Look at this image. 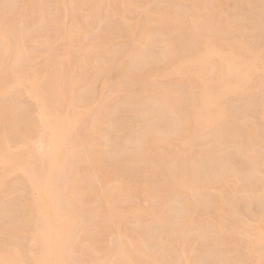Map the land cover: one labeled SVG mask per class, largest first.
<instances>
[{"label":"bare ground","instance_id":"6f19581e","mask_svg":"<svg viewBox=\"0 0 264 264\" xmlns=\"http://www.w3.org/2000/svg\"><path fill=\"white\" fill-rule=\"evenodd\" d=\"M3 1L0 0V3ZM11 1L14 3V0ZM11 1L8 0L9 3ZM23 1L30 6L37 3V0ZM74 1L57 2L58 11L60 10L63 16L55 15L48 20L43 17V6L38 2L37 11L40 12L36 22L38 25L32 26L27 34L21 31V21H14L0 13L2 17L0 19V125L2 127L0 130V175L16 170L22 171L26 183L35 193L31 201L23 202L29 204L25 207L30 215H24L22 219L25 225L32 227L31 248L37 253L35 261L39 260L43 264H78L79 261L74 259L72 253L90 257V252L95 250L96 246L99 247L100 241L106 235H111L113 228L108 222L95 218L97 214L79 222L72 208H65L59 204L71 203L68 198H59L61 187L64 191L68 187L69 178L66 177L65 172L62 171L55 179L44 172L36 161L41 160L53 165L51 161L54 160V164L65 169L70 150V160L74 169L85 173V176L79 178L80 180L74 181L73 186L87 177L91 183L89 181L90 184L83 189L80 188V192L84 195L90 194L92 203L102 201L107 204L112 195H120L124 191L117 184L112 187L102 186L106 178L102 169L105 164L121 162L123 169L132 167L130 170L133 169L134 172L143 163L163 164L172 156L171 145L175 151H178L179 143L182 145L188 143L195 149L189 157L178 161L181 172L175 174L176 170L169 166L167 168L169 178L158 185L163 197L178 201L176 202L178 207L175 206L178 210L168 211L164 217L156 219L157 223L153 228L155 231L152 229L154 232L150 234V244H153V249L167 244L169 247L173 246L172 238L179 234L181 223L188 220L193 226H197V229L205 227L202 233L204 239L201 243V253H203L202 256L213 257L211 264H242L243 261V264H253L255 261V264H264V256L259 255L261 244L264 243L262 212L254 211L256 223L250 229L249 239L242 243L232 235L229 228L241 221L242 215L235 208L224 209L226 214L237 221L227 226L222 225L226 219L218 210L212 211V214L218 213L214 217L220 219L218 226H215L214 218L203 222L199 214L193 211L195 206L204 203L207 194L203 192L204 188L212 191L223 183H231L233 190L237 189L241 192V201L245 203L246 211H252L250 205L253 202L264 203V184L260 183L258 177L260 171L264 172V101L260 104L262 108L260 107L259 121H248L242 116L241 120L245 121L244 128L238 127L237 123L220 125L225 116L236 113L237 109L239 112L240 108L253 110L255 92L264 91V55L260 54L264 50V29L263 32L258 31L260 19L250 16L246 11L241 12V3L245 1L249 5V2L235 0V5L229 8L222 0L212 1V12L210 11L209 18L203 21L190 13L198 8L201 0H188L189 6L184 10L178 9V4L174 2H165L160 7L162 11L159 9L157 14L148 13L147 17V14L145 15L146 21L156 24L158 30L151 35L152 37L149 35L144 37L142 33L136 35L133 23H125V17L120 13L121 7L127 4L126 0H80V7L85 11L81 17L82 20L72 17L69 27L65 26L66 11L69 9L72 12L75 9ZM128 1V4L138 8L148 0ZM4 5L9 13L14 7V4L10 6L5 3ZM25 6L23 11H20L21 14H26ZM221 6L227 11H224ZM104 18L110 20L107 34L102 33L101 36L96 37L97 41L94 39L95 41L91 43L94 42L93 44L99 48L102 45V37L129 31L130 38L125 46L131 56L129 63H124L125 69L131 67L138 69V72L130 74L147 83H141L136 91L126 97L129 105L125 103L126 101H122L124 104L122 107L125 105L128 107L127 112L129 106L133 108L132 119L123 116L121 118L124 119L120 121L115 117L116 111L109 112L120 104L119 108L122 105L120 102L118 104L116 101L109 108L103 103L106 102L104 101L106 98L103 102L101 101V104L108 108L109 114L114 115L110 122L111 128L115 129L119 125L123 127H120L121 142L109 153L102 155L88 148L82 151L75 149L81 146L83 136V133L77 129L80 119L91 111V107L77 104L73 89L70 91L66 105H63V101L60 100L63 91L60 92L59 87L65 85L67 89H70L73 84H69L68 79L65 78L62 66L55 69L54 62L49 63V61H60L61 64L69 66L84 60L87 52L77 50L73 53L70 44L67 43H62V49L59 51L52 44L61 42L65 36H69L82 45L89 31L98 28ZM243 19H246L245 23ZM209 23H211L210 26ZM170 29L180 31L178 37L169 38ZM46 31L48 40L52 39L51 45L45 61L37 62L43 53L36 51L32 56L33 47L30 45L34 43L37 35H44ZM255 31L258 32L255 33ZM155 34L158 37L152 39ZM152 45L158 46L157 54L150 50ZM99 50L100 54L104 52L108 54V51H104L103 48ZM32 58L36 59L34 60L36 65L26 69V62ZM114 61V55L110 56L106 63L98 64L99 70L106 72ZM165 78L171 80L166 85L163 83ZM107 82L108 80H104L103 85ZM160 86L162 90L158 92ZM185 89L194 93L192 100L176 95L177 92ZM86 91L88 95L91 94L90 89ZM153 92L159 93L156 99L160 101V106L149 116L153 118V122L146 123L145 121L151 120L146 118L144 113L152 108L151 94ZM22 94H26L35 101V117L30 116L32 112H23L25 107L22 111L18 110L21 107L18 106L17 101ZM233 96H237L236 102L230 100L220 102L221 98L231 99ZM121 108L118 111L122 110ZM134 117L136 122L143 124L133 126L131 123L135 120ZM99 122L98 119V124ZM93 124L95 121L90 125ZM259 128L260 131H258ZM40 129H45L46 131H43L47 135H39ZM35 132H37L36 136ZM104 137L106 138L105 135ZM34 138H37L40 144L37 148H31L32 145L36 147L35 143L31 144ZM226 138L230 139L229 142L234 147L242 151L244 158L250 160L247 167L240 169L237 166L234 156L237 153L226 155L222 152L220 145ZM10 143H16L17 146L13 149ZM128 143H132L129 147L133 145V148H128ZM203 147L208 152H214L215 157L209 158L205 152H201ZM259 153L263 157L262 161L255 159ZM204 165L214 168L202 172ZM198 166H202L201 170ZM153 167L150 166L149 172L155 174ZM195 169L201 172L198 173ZM16 181L10 182L7 188L10 189ZM233 198L234 194H230L229 199ZM3 204L0 198L1 213L4 212ZM45 204L46 207H43ZM130 210L132 214H138L144 209L131 208ZM144 212L149 214L152 210L147 208ZM98 215L101 218V215ZM186 217L189 218L185 219ZM114 219L115 217L111 216L108 220L113 222ZM121 220H125V217H121ZM138 222L140 226L146 224L142 219ZM87 225L92 226L93 231H90ZM2 230H5V227H2ZM137 234L140 235L136 232ZM120 235L124 237H120L116 250L113 252L124 258L120 264H149V258L159 262L154 253L140 247L136 237L133 238L128 234ZM2 243L6 241L0 240V244ZM185 247L187 245L183 244L182 251ZM20 250L21 246L17 244L10 247L11 254L0 257V264L18 261ZM240 255L245 257L242 258L244 260L239 259L242 260L241 263L238 261V258H241ZM111 260L106 257L101 258L100 264H112ZM192 262L202 263L201 260H192ZM183 264H189V258H186Z\"/></svg>","mask_w":264,"mask_h":264},{"label":"rangeland","instance_id":"374dc122","mask_svg":"<svg viewBox=\"0 0 264 264\" xmlns=\"http://www.w3.org/2000/svg\"><path fill=\"white\" fill-rule=\"evenodd\" d=\"M11 1V0H9ZM60 0H37V3L40 2L43 6L42 15L43 17L52 18L55 15L63 16L61 15L62 12L58 11L56 3ZM68 2V0H64ZM214 2L215 0H201V3L198 4V8L195 10H192L190 13L193 16H197L202 21L205 18H209V12H212V5L211 2ZM244 1V0H243ZM249 2V5L246 4L244 1L241 3L242 5V11H246L249 13L250 16L256 17L258 21V26L260 24V27H258V31L263 32L264 29V1L263 0H246ZM4 2V3H3ZM0 4V13L4 14L6 17L12 18L14 21H21L22 22V30L23 33L27 34L29 31H31L32 26H37L38 23L37 20L40 17V12L37 10V3L33 6L26 5L28 3H24L23 0H14L10 3L8 0H4ZM165 2H174L178 4V9H186L189 4L188 0H148L147 2L140 5V7L135 8L133 5L128 4L129 1L126 0V6H122L120 9L121 15L125 17V23H133L134 32L136 35H139L142 33V35H153L157 30L156 24L146 21V17L149 14H157V12L162 11L160 8L161 5ZM222 2H226V6L229 8L233 7L235 5V0H222ZM14 4V7L12 8L11 12H7L5 10L4 4ZM49 4V5H48ZM26 5V6H25ZM75 9L71 12L69 9L66 11L67 18H65V26L69 27L72 17H77L79 20H82L81 17L84 15L85 11L80 7L81 3L80 0L74 1ZM3 6V7H2ZM25 6V9H27L26 14L21 12L23 11V7ZM49 6V7H48ZM222 7V6H221ZM128 9V10H126ZM224 11H227L226 8L222 7ZM58 13H57V11ZM21 11V12H20ZM57 13V14H56ZM149 13V14H148ZM147 14V15H146ZM146 15V17H145ZM2 17L0 16V19ZM244 23L246 19L242 20ZM260 22V23H259ZM110 20L108 18H104L102 22L100 23L98 28L93 29L92 31H89L87 36L83 39V44L79 45L78 40H74V38H70L69 36H65L63 41L52 44L55 48H57L59 51L62 49V43L70 44L71 50L73 53H76L77 50H81L85 53L84 60L80 62H74L70 64L69 66H65L64 64H61L60 61L56 62L55 60L49 61V63L54 64V68L57 69L58 66H62L65 71V78L68 79L69 84H73V86L70 89H67L65 85H61L59 87L60 92L63 91V95L60 96V100L63 101V105L65 106L67 103V98L70 94V91L73 89L75 94V101L79 105L84 106H90L91 111L86 114L85 116H82L79 122V126L77 129L83 133V136L81 138V146L76 147V150L82 151L85 150L84 148H88L91 150H96L99 153L107 154L111 149H114L116 145H118L121 142L122 132L121 128L122 126H117V128L112 129L110 122L112 120V115L110 113H114L116 111V119L123 120L124 118H131V116H134V110L131 109V106H129V111L126 110L129 105L126 101V97H128L130 94H132L134 91H136L141 83L145 84L147 81L143 80L141 78L135 77V75H131V72H138V69H135L133 67L125 69L124 63H129L130 61V52L128 53L127 44L130 38V32L125 31L123 34H113L110 36H104L102 37V45L99 48H103L104 51H108L104 54H100L99 48L91 43L94 39L96 40V37L101 36L102 33L105 35L107 34L109 28H110ZM211 23H209V26ZM34 26V27H35ZM72 28V27H71ZM236 29V28H235ZM235 31V30H234ZM258 31H255L257 33ZM13 32V31H11ZM180 31L175 30L171 31L169 30L168 37L169 38H175L178 37V33ZM22 33V32H21ZM237 34H239L236 31ZM44 34V33H43ZM155 37L152 39L157 38L156 34ZM111 39H107L110 38ZM152 37V36H151ZM48 32L46 31V34L44 35H37L36 40L31 47V51L33 52V55H35L36 51H42L43 55L39 59H37V62L45 61L46 56L49 51V46L51 45L52 39L48 40ZM94 40V41H95ZM97 41V40H96ZM37 43H40L37 45ZM42 44V45H41ZM37 45V47H36ZM95 45V46H94ZM126 45V46H125ZM153 46V45H152ZM151 46V47H152ZM150 47V48H151ZM39 50H37V49ZM153 53L157 54L159 51V48L157 45L153 46L152 49H150ZM154 50V51H153ZM90 51V52H88ZM100 52V53H98ZM115 52V54H112ZM91 53V54H90ZM87 54V55H86ZM260 54L264 55V50L260 52ZM31 55V54H30ZM114 55L115 61L111 63L110 67L107 69L106 72H101L100 66L101 64L106 63L110 56ZM89 56V57H88ZM264 57V56H263ZM86 58V59H85ZM90 58V59H89ZM33 59V58H32ZM30 59L26 62L25 68L28 67L32 68L34 65H36V59ZM86 64V66H85ZM99 64V65H98ZM98 65V66H96ZM82 74V75H81ZM104 80H108L106 85L104 84ZM171 80L168 78H165L163 80V83L166 85V83H169ZM86 89L91 90V94L88 95ZM162 88L160 86L161 91ZM85 94V95H84ZM101 94V95H99ZM159 93L153 92L151 95V106L152 108H149L147 111H145L146 118L151 119L150 121H145L146 123H152L153 118L149 117L151 113H153L159 106L160 101H158L157 96ZM194 93L183 90L180 92H177L176 95H179L183 98H187L189 100L193 99ZM84 95V96H83ZM88 95V96H86ZM83 96V97H82ZM100 96V97H98ZM106 98V99H105ZM119 98L118 100H116ZM125 98V100H124ZM254 109L253 110H242L240 108L239 110H235L236 113H231L227 116H225L220 125H229L237 123L236 125L240 128H244L245 121L241 120V117L244 116L247 118L248 121H259L261 114V102L264 101V91H256L254 94ZM105 99V100H104ZM106 101V102H103ZM128 100V99H127ZM227 100H230L232 102L237 101V96H233L231 99H224L221 98L220 102H226ZM106 104L105 106H108L111 108L114 103L119 102L122 104V101H126L125 107H122L124 104H122L119 108L116 106L115 109L118 108V110L121 108L122 110L118 111L114 109L112 112H108V108L103 106L102 102ZM18 106H20L18 110H23V112H32L30 114L31 117H35V101L32 100V98L28 97L26 94H22L21 97L18 99ZM113 104V105H112ZM110 105V106H109ZM263 105V104H262ZM150 106V107H151ZM237 107V105H235ZM240 106V105H238ZM115 107V106H114ZM261 107V108H260ZM264 107V105H263ZM125 111H124V110ZM118 111V112H117ZM136 113V112H135ZM128 115V116H127ZM124 118H121L123 117ZM114 117V115H113ZM120 117V118H119ZM135 118V117H134ZM99 119V124H98ZM120 120V121H121ZM95 121V124L90 125L92 122ZM119 121V122H120ZM86 124V125H85ZM133 126L141 125L142 122H136L135 120L131 123ZM121 127V128H120ZM0 130H2V127L0 125ZM45 129H40L39 135L46 136L47 133L44 131ZM260 131V128L258 129ZM9 134V133H7ZM103 134V136L101 135ZM34 135H37V132L34 133ZM106 136V138L104 137ZM108 137V140H107ZM35 140L31 141V144L35 143L34 147L32 145L31 148H37L40 146L39 141L37 138H34ZM92 140V142H90ZM230 139H225L223 143H221L220 148L222 149V152L224 154H235V159L237 161V166L241 169L243 167H247L248 164H250V160L244 158L242 156V151L238 150L236 147H234L230 142ZM38 142V143H37ZM90 142V143H89ZM10 147L14 149L15 146H17L16 143H10ZM30 144V145H31ZM128 148H133L130 144ZM179 150L175 151L173 148V145L170 146V150L172 151V156L166 160L163 164L160 165H152V164H146L143 163L139 165L138 169L134 172L133 169L130 170L132 167H128L127 169H123L121 162H108L111 164H105L103 169V174L105 175V180L102 182V186L104 187H112L116 184L124 191V193L120 195H112L110 198L109 203H103L102 201L100 203H92L90 194L84 195L80 192V188L86 187L88 184L91 183V181L86 177L82 178L81 181L77 182L78 185L73 186V183L75 180H80L79 178L85 176V173L78 172L74 169V165L71 163L70 155L71 152L69 150L68 154V160L66 162L65 169L61 168L60 166L54 164V160L51 161L53 165H50L46 163L45 161H36V164L41 167V169L46 172L47 174L52 175L55 179L58 177V175L64 171L66 174V177L69 178L68 181V187L64 191V189L61 187L60 191V197L62 198H68L71 203H59L62 207L65 208H72L74 211L75 216L77 217L79 222L85 221L90 216H95L97 214V219H100L101 221L108 222L111 226H113L112 231L110 232L111 235H106L99 243V247L95 248V250L90 252V257H87V255H79L76 252H73L74 259L78 260V264H100L101 258H109L112 262V264H120V262L124 261V258L120 255L113 253L114 250H116L117 244L120 240V237H124L120 234H128L131 235L133 238L136 237L138 244L141 248L147 250L148 252L154 253L157 258L159 259V262L156 260L152 261V258H149V264H183L185 263L186 258H189V264L192 260L199 261L201 260V264H211L213 259L212 256H202L203 253H201V243L203 241V230L205 227H198L193 226L191 222H188V220H184L181 225L179 226L180 232L176 237H173L171 244L163 246V247H157L153 249V244L150 239V234L154 232L155 230V224L156 219L159 220V218L164 217L168 211L176 210L175 206L178 207V204L173 200H168L165 197L161 195L159 192L158 185L169 178L170 174L169 171H167V168L169 166L173 167L176 172L175 174H179L181 172V169L179 167L178 161L181 158H187L190 156V154L194 151V147L192 145H182L179 143ZM117 147V146H116ZM201 152H205V155H208L209 158L215 157L216 155L214 152H208V150L203 147L201 148ZM255 159L258 161H262L263 157L260 156V153L255 156ZM177 161V162H176ZM218 161V159H217ZM96 166V165H95ZM150 166H154L155 174H152L149 172ZM206 166V165H204ZM203 166V168H204ZM199 169L202 166H198ZM97 168V167H95ZM197 168V167H196ZM202 168V172H207L210 169V165L206 166L204 169ZM100 169V170H102ZM197 172H201L200 170ZM0 171H1V164H0ZM22 171H12L7 174L0 175V198L3 201L4 212H0V240H5L6 243L0 244V257L4 255L11 254L10 247H14L15 244L17 246H21V250L19 252L18 261H9L6 264H43L41 261H35V257L37 253L32 250V240H31V233H32V227L27 226L23 222V216L30 213L26 211L25 205H29L28 203H23L26 201H31L33 197L35 196V193L31 190L30 186L26 183V180L24 179L22 175ZM98 174V173H96ZM201 174V173H200ZM255 174V173H254ZM256 175V174H255ZM259 181L261 184H264V172L260 171L258 173ZM17 180V181H16ZM120 180V183H119ZM16 181L13 186L8 189L7 185L12 182ZM90 181V183H89ZM138 185V186H136ZM233 184L231 183H223L222 186H216L212 191H207L209 188H204L203 192L207 193L206 197L204 199V203L199 204L198 206H195L193 208V211L195 214H199V218L203 221H211L214 217L217 216V214H212L213 209L218 210L220 212V215L225 217V221H223L222 225H229L231 223H236L237 221H234L233 217L231 215L226 214L224 209H231L235 208V210L238 211L239 214L242 215L241 221L239 223H236L232 227H229L232 235L240 242L244 243L248 237L250 236V229L254 227L256 223V216H254V211L257 210L260 211L259 213L264 214V203H257L253 202L250 205V208H252V211H246L245 206L241 201V192L236 190H233L232 187ZM8 189V190H7ZM126 193V194H125ZM234 194L233 199H229V195ZM57 200V199H56ZM98 204V205H97ZM180 204V203H179ZM46 207V204L43 206ZM174 207V208H173ZM180 207V206H179ZM131 208H140V210H145L147 208H151L152 213H146L143 211L138 212V214L131 213ZM119 211H117V210ZM178 210V209H177ZM252 213V214H251ZM256 213V212H255ZM101 215L100 216L98 215ZM31 215L33 216L34 213L32 212ZM111 216H114L115 219L112 221H109ZM121 217H125V220H121ZM189 217H186L185 219H188ZM139 219H142L146 222L145 226H140L141 224L138 222ZM220 219L214 218V224L215 226L219 225ZM148 223V224H147ZM246 226H244L243 224ZM87 228H90L89 230L93 231V227L87 225ZM2 227H5V230H2ZM92 227V228H91ZM215 228V227H214ZM154 231H153V230ZM229 230V229H228ZM151 231V233H149ZM136 232L140 233V235H136ZM8 242V243H7ZM150 244V245H149ZM183 244H186L187 247L184 248L182 251L181 247ZM152 245V247H151ZM242 249V247L240 248ZM260 253L259 255L264 256V243L261 244L260 247ZM241 254V253H240ZM243 255V254H242ZM241 258H238L239 263H241L242 258H245L244 256ZM256 256V255H255ZM254 256V261H255ZM206 257V258H205ZM202 258V259H201ZM205 258V259H203ZM242 259V260H239ZM209 260V261H208ZM208 261V262H207ZM244 263V261H243ZM242 263V264H243ZM256 261L253 263L255 264Z\"/></svg>","mask_w":264,"mask_h":264}]
</instances>
